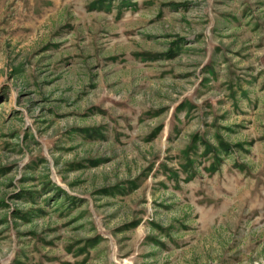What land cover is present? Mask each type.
Returning <instances> with one entry per match:
<instances>
[{
    "label": "rangeland",
    "instance_id": "1",
    "mask_svg": "<svg viewBox=\"0 0 264 264\" xmlns=\"http://www.w3.org/2000/svg\"><path fill=\"white\" fill-rule=\"evenodd\" d=\"M0 264H264V0H0Z\"/></svg>",
    "mask_w": 264,
    "mask_h": 264
}]
</instances>
